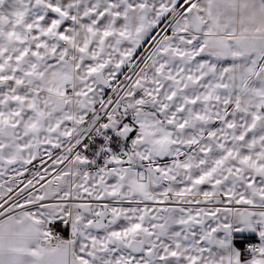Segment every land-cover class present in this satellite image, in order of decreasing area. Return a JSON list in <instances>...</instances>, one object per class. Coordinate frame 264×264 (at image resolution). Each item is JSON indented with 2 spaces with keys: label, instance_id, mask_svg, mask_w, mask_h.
<instances>
[{
  "label": "snow or ice",
  "instance_id": "snow-or-ice-1",
  "mask_svg": "<svg viewBox=\"0 0 264 264\" xmlns=\"http://www.w3.org/2000/svg\"><path fill=\"white\" fill-rule=\"evenodd\" d=\"M0 264H264V0H0Z\"/></svg>",
  "mask_w": 264,
  "mask_h": 264
}]
</instances>
